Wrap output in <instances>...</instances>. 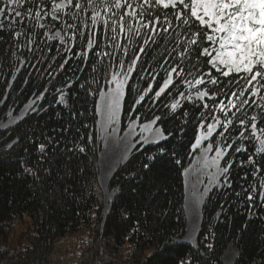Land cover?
<instances>
[{
  "label": "snow or ice",
  "instance_id": "obj_1",
  "mask_svg": "<svg viewBox=\"0 0 264 264\" xmlns=\"http://www.w3.org/2000/svg\"><path fill=\"white\" fill-rule=\"evenodd\" d=\"M3 33L16 62L10 65L14 71L7 89L21 69L49 61L50 79L43 91L32 94L26 112L46 111L39 102L47 85L66 75V65L75 61V79L53 85L56 104L72 119L84 115L69 103L74 85L87 96H99L95 113L112 131L130 97L126 135L135 138L139 128V139L126 143L125 159L143 143L157 146L146 161L168 159L179 166V154L167 144L191 128L187 147L214 169L210 185L231 189L238 168L243 174L234 194L248 205L249 219L264 208V0H0ZM3 95L7 99L8 92ZM140 108L148 110L146 123H141L144 114L133 118ZM6 116L22 118L12 111ZM173 121L178 127H165ZM17 143L18 138L5 142L6 150ZM46 147L39 144V152ZM210 190L205 188L202 196Z\"/></svg>",
  "mask_w": 264,
  "mask_h": 264
},
{
  "label": "trees",
  "instance_id": "obj_2",
  "mask_svg": "<svg viewBox=\"0 0 264 264\" xmlns=\"http://www.w3.org/2000/svg\"><path fill=\"white\" fill-rule=\"evenodd\" d=\"M7 36H0V100H4L0 122L7 119L8 111L20 112L50 79L45 60L37 68L21 69L7 89L14 71L10 65L16 63ZM52 55L55 51L46 53ZM77 67L70 61L66 75L47 85L49 91L39 102L46 111L28 112L0 129V264H181L189 258L192 264H223L230 243L238 250L233 264H264V219L260 218L264 208L249 219L248 205L234 194L243 174L238 168L232 172L231 189L214 187L203 201L195 244L182 240L187 224L184 171L195 156L187 147L191 128L167 144L179 154V166L168 159L146 161L157 146L137 144L110 177L115 194L104 213L98 187L102 140L95 105L99 96H87L74 85L69 103L77 113H84L76 119L55 102V87L68 77L75 79ZM130 101L126 97L123 103L121 131L129 123ZM147 111L140 108L133 118L144 114L141 123L147 122ZM165 127L178 124L167 122ZM17 138L14 148L6 150L5 142ZM39 144L47 146L45 153L39 152ZM81 146L84 152L79 151ZM146 162L149 169L142 167Z\"/></svg>",
  "mask_w": 264,
  "mask_h": 264
},
{
  "label": "rangeland",
  "instance_id": "obj_3",
  "mask_svg": "<svg viewBox=\"0 0 264 264\" xmlns=\"http://www.w3.org/2000/svg\"><path fill=\"white\" fill-rule=\"evenodd\" d=\"M99 103V98H98ZM13 113V112H12ZM28 112L25 111V107L21 109L17 114L13 113V117H23ZM8 118L0 122V129H5V125L9 127L18 120ZM146 123V122H144ZM97 130L102 140V159L100 161L99 155V177H98V187L100 195L103 201V211L107 212L110 202L113 199L115 190L109 187V180L116 168L124 162L126 155V143L131 145L135 143L136 139H139V128H137V135L135 138H132L126 133L128 132V125L125 130H120V124L118 123L115 126V131L107 128L104 125L103 119L98 115L97 120ZM133 150V149H132ZM131 150V151H132ZM131 152L127 153V157ZM114 159L111 161L110 156ZM214 169L207 168L204 166L203 161L200 159L199 152H195V156L190 163V165L184 171V185H185V200L184 207L187 218V224L185 228V233L182 237L183 241L195 244V238L199 230L201 222V207L203 201L209 192L214 188L210 185L209 180L212 176ZM205 188H211L207 192L206 196H202ZM202 201V202H201ZM238 250L237 247L230 243L225 249L222 259L223 264H233Z\"/></svg>",
  "mask_w": 264,
  "mask_h": 264
},
{
  "label": "bare ground",
  "instance_id": "obj_4",
  "mask_svg": "<svg viewBox=\"0 0 264 264\" xmlns=\"http://www.w3.org/2000/svg\"><path fill=\"white\" fill-rule=\"evenodd\" d=\"M110 157H111L110 160L112 161V160L114 159L113 154H112V156H110ZM101 159H102V153H101V155H100V161H101Z\"/></svg>",
  "mask_w": 264,
  "mask_h": 264
}]
</instances>
